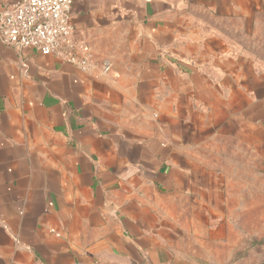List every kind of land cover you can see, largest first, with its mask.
Listing matches in <instances>:
<instances>
[{
	"label": "crops",
	"instance_id": "obj_1",
	"mask_svg": "<svg viewBox=\"0 0 264 264\" xmlns=\"http://www.w3.org/2000/svg\"><path fill=\"white\" fill-rule=\"evenodd\" d=\"M72 22L108 74L0 42V264L215 263L238 175H264V0H74Z\"/></svg>",
	"mask_w": 264,
	"mask_h": 264
},
{
	"label": "built area",
	"instance_id": "obj_2",
	"mask_svg": "<svg viewBox=\"0 0 264 264\" xmlns=\"http://www.w3.org/2000/svg\"><path fill=\"white\" fill-rule=\"evenodd\" d=\"M74 0H20L0 12V42L16 50L30 49L71 64L86 74H108L110 63L95 60L77 40L72 22Z\"/></svg>",
	"mask_w": 264,
	"mask_h": 264
},
{
	"label": "rangeland",
	"instance_id": "obj_3",
	"mask_svg": "<svg viewBox=\"0 0 264 264\" xmlns=\"http://www.w3.org/2000/svg\"><path fill=\"white\" fill-rule=\"evenodd\" d=\"M259 56L264 59V33H261ZM237 188V189H236ZM234 197L241 206L232 208L240 216L230 232L228 245L213 258V264H264V175L249 173L245 168L234 184ZM197 264H211L198 257Z\"/></svg>",
	"mask_w": 264,
	"mask_h": 264
}]
</instances>
